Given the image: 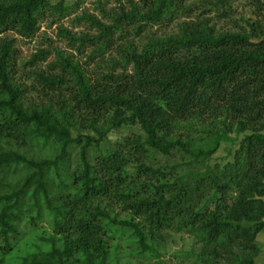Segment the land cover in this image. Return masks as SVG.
<instances>
[{
    "label": "trees",
    "instance_id": "1",
    "mask_svg": "<svg viewBox=\"0 0 264 264\" xmlns=\"http://www.w3.org/2000/svg\"><path fill=\"white\" fill-rule=\"evenodd\" d=\"M237 1L127 0V9L100 6L108 22L84 12L76 18L94 33L59 27L58 37L90 47L88 59L115 50L93 77L51 45L47 69L39 63L48 48L18 63L14 35L32 37L48 16L66 15L68 0H0V264H110V239L127 230L148 249L146 236L185 231L211 263L255 264L264 228V0H242V12ZM211 12L228 25L217 27ZM178 19L174 32L152 30ZM135 124L140 133L99 149L111 131ZM221 143L226 154L214 158ZM72 145L80 168H71ZM150 152L180 153L182 162L154 168ZM114 205L129 216L110 214Z\"/></svg>",
    "mask_w": 264,
    "mask_h": 264
},
{
    "label": "rangeland",
    "instance_id": "2",
    "mask_svg": "<svg viewBox=\"0 0 264 264\" xmlns=\"http://www.w3.org/2000/svg\"><path fill=\"white\" fill-rule=\"evenodd\" d=\"M73 1L78 0H68L67 4L70 6V10L66 15H50L41 21L40 28L32 37L25 38L13 34L16 41V48L19 52V64H23L24 61L26 62V60H28L29 57H31V55L37 50L48 48L51 51L47 55L46 59L39 63L42 69H47V64L55 59L54 50L52 47H57L65 50L67 53H71L74 59L78 60L82 67L86 70L87 75L95 77L96 71L105 70L103 66L108 63L107 58L109 59L111 56L117 57L115 50L112 49V51L108 50L105 53L97 55V57L94 56L92 59H88L87 54L90 53V47L83 45L82 49H78L79 51L70 48L66 38L58 37V29L59 27L68 28L71 33L76 36H79L83 33L92 34L96 31V29L90 24L89 20L82 18L77 20V16L87 12L89 14L96 15L100 19H103L100 13V6H102L101 8H105L107 12H110L109 10L111 8H114L118 3H121L124 4L127 9L129 6L127 0H79V5L77 7L72 5ZM236 3L237 5L239 4L237 7L238 11L240 10L243 1L238 0ZM210 15L214 18V20H216V15L214 12H211ZM234 15L235 17L239 16L237 14ZM190 17H192V14ZM103 20L108 22V19L106 18ZM180 20L182 19L174 21L168 28L165 27L166 29H164V26L155 25L152 27V30L157 34H160L165 30L169 31L170 33L174 32L175 25ZM216 25L219 27L221 25L228 24H226V21L221 19L220 21L216 20ZM117 34H115L116 37ZM145 39L146 36L142 35L140 38L137 37L133 38L132 40L136 45H140L145 41ZM77 44H75L76 47ZM50 45L52 47H50ZM98 61L103 66L98 65ZM17 74H21L23 80H25L27 83L34 80L33 75L26 67H21ZM29 95L34 99H38V94L35 92L29 93ZM85 132H87V130H85ZM140 132V128L137 124L124 125L116 130L111 131L108 137H104L100 142L99 149L104 150L107 148L109 150L110 148H113L117 141H121L131 134H137ZM194 136L198 137V134H195ZM225 146L226 145L224 143H221V146L213 155L214 158H221V156H225ZM70 149L71 168H80L82 166V159L79 156V147L77 145H72ZM89 150L87 158L90 162H93L96 148L94 145H92ZM181 160L180 153H175L173 156L166 157L162 154H159L158 152H150V156L146 159V163L155 168L157 166H164V164L170 166L174 163H180L182 162ZM132 170L133 168L129 166L128 171ZM142 178L143 177H141L140 181H142ZM101 203L103 205L104 201ZM110 214H114L119 219H125L127 216H129V213L123 212L116 205H114L113 209L110 210ZM144 242L151 248H143L136 235L131 232V230H127L121 237H112L110 239V264H214L208 260H205L203 255H201V249L203 246L197 237L194 234L185 231H162L161 234L154 236L153 238L146 236ZM255 242L260 249L259 254L255 258V264H264V228L256 235Z\"/></svg>",
    "mask_w": 264,
    "mask_h": 264
}]
</instances>
